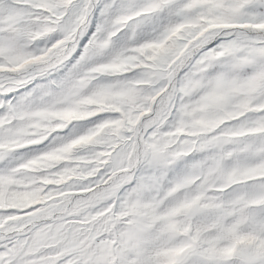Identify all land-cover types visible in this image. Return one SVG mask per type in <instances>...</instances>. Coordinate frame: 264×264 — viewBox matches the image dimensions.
I'll return each instance as SVG.
<instances>
[{"label":"snow or ice","instance_id":"1","mask_svg":"<svg viewBox=\"0 0 264 264\" xmlns=\"http://www.w3.org/2000/svg\"><path fill=\"white\" fill-rule=\"evenodd\" d=\"M0 264H264V0H0Z\"/></svg>","mask_w":264,"mask_h":264}]
</instances>
